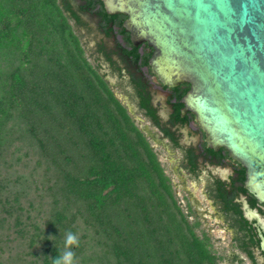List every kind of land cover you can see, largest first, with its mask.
<instances>
[{
  "label": "trees",
  "instance_id": "obj_1",
  "mask_svg": "<svg viewBox=\"0 0 264 264\" xmlns=\"http://www.w3.org/2000/svg\"><path fill=\"white\" fill-rule=\"evenodd\" d=\"M68 232L76 264H214L62 3L0 0V264Z\"/></svg>",
  "mask_w": 264,
  "mask_h": 264
},
{
  "label": "water",
  "instance_id": "obj_2",
  "mask_svg": "<svg viewBox=\"0 0 264 264\" xmlns=\"http://www.w3.org/2000/svg\"><path fill=\"white\" fill-rule=\"evenodd\" d=\"M72 1L237 204L264 264V0Z\"/></svg>",
  "mask_w": 264,
  "mask_h": 264
},
{
  "label": "flooded vegetation",
  "instance_id": "obj_3",
  "mask_svg": "<svg viewBox=\"0 0 264 264\" xmlns=\"http://www.w3.org/2000/svg\"><path fill=\"white\" fill-rule=\"evenodd\" d=\"M59 1L75 30L93 40L90 56L93 65L109 86L120 88L128 114L137 122V128L156 156V148H159L170 157L167 162L173 168L168 169L178 181L175 184L169 180L170 184L172 182V188L177 187L184 194L185 208L188 210L186 217L193 220L192 225L197 228L199 239L206 243L214 264H258L251 252L255 241L247 220L228 192L154 116L143 100L136 78L121 59L97 47L89 21L80 15L83 13L73 1ZM142 121L146 124L142 125ZM188 184L196 195L187 188ZM173 192L174 196L178 193ZM215 233L218 236L215 237Z\"/></svg>",
  "mask_w": 264,
  "mask_h": 264
},
{
  "label": "rangeland",
  "instance_id": "obj_4",
  "mask_svg": "<svg viewBox=\"0 0 264 264\" xmlns=\"http://www.w3.org/2000/svg\"><path fill=\"white\" fill-rule=\"evenodd\" d=\"M78 33V35L81 37V41H82V44H83V47H84V50H85V52H86V56L88 57V59H89V61L93 64V62H92V58L90 57L91 56V51H93V40L89 37V36H86V35H81L79 32H77ZM110 88H111V90L113 91V93H114V95H115V97L121 102V104H123V105H125L124 104V101H123V94H122V91L120 90V88L118 87V86H116V87H114V86H109ZM131 116V115H130ZM132 118V117H131ZM134 123H135V125L137 124V122L134 120ZM142 123V125L144 124H146L145 122H141ZM158 151V159H159V162H160V164H161V166L163 167V169H164V172H165V175L168 177V179L169 180H172L175 184H177L178 183V181H177V179L175 178V176L174 175H172L171 173H170V171H169V169H168V167H170V168H173V166L171 165V164H169L168 162H167V159H169L170 157L168 156V154L167 153H165L163 150H160L159 148H156ZM171 184H172V182H171ZM178 186V185H177ZM173 187H175V186H173ZM191 192H193V194H195L196 195V193H194L195 191L193 190V189H190V186H189V184H188V187H187ZM178 191V193H176L177 195L175 196V200L177 201V204H178V206H179V208H180V210H181V212L186 216L187 215V209L185 208V203H186V201H185V199H183V196H184V194L183 193H181L180 191H179V188H177V187H175V188H172V191ZM180 192V193H179ZM174 193V192H173ZM188 219V221H189V223H190V225L191 226H193L192 225V223H193V220L191 219V218H187ZM193 230H194V232L196 233V235L197 236H199V233H198V230H197V228L196 227H194L193 226ZM217 233V232H216ZM216 233H215V237L216 236H218V235H216ZM221 235V234H220Z\"/></svg>",
  "mask_w": 264,
  "mask_h": 264
},
{
  "label": "clouds",
  "instance_id": "obj_5",
  "mask_svg": "<svg viewBox=\"0 0 264 264\" xmlns=\"http://www.w3.org/2000/svg\"><path fill=\"white\" fill-rule=\"evenodd\" d=\"M53 237H49V239L52 240ZM79 243L78 236L72 232H68L65 236V250L55 259H52V264H76V253L72 251V247H78Z\"/></svg>",
  "mask_w": 264,
  "mask_h": 264
}]
</instances>
